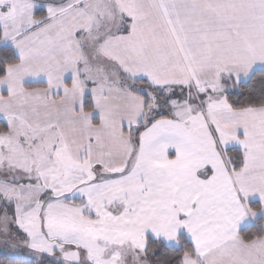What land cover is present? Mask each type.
Instances as JSON below:
<instances>
[{"label": "snow or ice", "instance_id": "snow-or-ice-1", "mask_svg": "<svg viewBox=\"0 0 264 264\" xmlns=\"http://www.w3.org/2000/svg\"><path fill=\"white\" fill-rule=\"evenodd\" d=\"M0 264H264V0H0Z\"/></svg>", "mask_w": 264, "mask_h": 264}]
</instances>
